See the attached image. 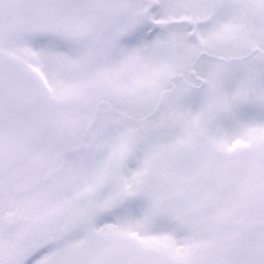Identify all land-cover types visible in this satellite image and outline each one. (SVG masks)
Returning a JSON list of instances; mask_svg holds the SVG:
<instances>
[{"label":"snow or ice","instance_id":"obj_1","mask_svg":"<svg viewBox=\"0 0 264 264\" xmlns=\"http://www.w3.org/2000/svg\"><path fill=\"white\" fill-rule=\"evenodd\" d=\"M0 264H264V0H0Z\"/></svg>","mask_w":264,"mask_h":264}]
</instances>
